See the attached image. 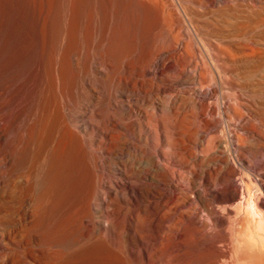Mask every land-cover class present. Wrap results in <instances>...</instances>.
<instances>
[{"label":"bare ground","instance_id":"1","mask_svg":"<svg viewBox=\"0 0 264 264\" xmlns=\"http://www.w3.org/2000/svg\"><path fill=\"white\" fill-rule=\"evenodd\" d=\"M53 1L40 18L26 0H0L8 223L36 239L57 206L68 207L77 147L92 167L88 201L119 200L124 264H161L156 238L185 223L201 245L181 243L171 264H264V0H119V11L101 7L94 18L83 0L69 9ZM157 24L168 26L164 40L150 32ZM211 98L224 126L208 118ZM56 108L65 131L28 166L42 134L34 120ZM101 152L118 154L107 175Z\"/></svg>","mask_w":264,"mask_h":264},{"label":"rangeland","instance_id":"2","mask_svg":"<svg viewBox=\"0 0 264 264\" xmlns=\"http://www.w3.org/2000/svg\"><path fill=\"white\" fill-rule=\"evenodd\" d=\"M27 1L29 10L33 13H37L41 18L45 6L44 0H26V2ZM48 1L51 5L54 2L53 0ZM63 5L65 8L69 9V0H63ZM81 6L85 15H90L89 17L91 18L97 15L101 7L109 12L113 10L119 11L120 8L119 0H83ZM167 27L168 26L164 29L157 24L152 27L150 32L155 36V39L164 40L165 38L163 39V37H167ZM133 40L134 44L138 46L140 39L137 34L134 36ZM189 69V73L193 74L195 72L194 74L196 77L200 76L203 72L201 71L202 69L199 70L198 67H191ZM172 72H174V69L169 71V73ZM177 88L179 89L181 87L177 86ZM172 93V91L166 92L167 95ZM209 100V105L211 107L214 106L215 112L213 113L214 115L212 114L213 116L208 115V118L218 120L219 125L221 124L220 126H224V119L219 113V99L211 98ZM187 101L186 99L183 100V104H181V108L179 109L180 112L188 110ZM216 112L219 113L220 117L217 116L218 114ZM64 114V111L62 112L58 108H56L55 112L48 115L46 119H43L40 113L37 114L36 120H34L36 123L34 124L33 122V124L42 129V134L35 140L32 146V150L29 154L30 164L28 166H30L31 163L33 164L37 158L47 152L51 139L60 136L65 131L66 123L64 119L66 116ZM203 135L206 141L209 135L206 133ZM74 149L73 152H79L77 147H74ZM73 152L71 156V178H76V182L74 179H71L72 188L70 187V190L72 191L67 193V199L64 198V201L67 200V204L69 205L68 207L67 205L65 206V203L62 201V203L57 206V209L52 212L50 223L47 224L48 228L46 225L42 227L36 239L28 228L15 230L14 225L8 223L6 219L7 192L3 188L0 191V207L2 210L0 211V264H124L121 260L122 256L120 257L122 254L121 249H119V245H121L122 242L125 244L123 235L119 231V200L111 204L110 200L112 198V193H110L106 195V205L96 196L94 199H89L88 201V195H90L88 194L90 193L88 175L92 171V167L90 168L89 164L86 165V159L84 158L86 155L83 156L82 152H79V154ZM230 153L232 154V151H230ZM100 155L105 158L100 168L101 173L107 175L110 170L109 162L112 161L116 155L118 156V154L111 155V153L105 154L101 152ZM249 156L251 160L256 159L251 155ZM82 160H84V163ZM87 161H89L88 158ZM75 164L77 168H73ZM72 168L74 169L73 171ZM16 180H18V178ZM0 183L4 185L3 175L0 176ZM72 193L74 194L72 195ZM70 196L72 197L71 202L68 200ZM61 206L63 207L61 208ZM203 213L204 211L201 210L198 214L200 215V220L203 219ZM104 215L109 216L111 224L98 222L103 219ZM200 217H202V219ZM171 221L172 217L166 219V223H170ZM192 235L193 233L189 225L185 223L180 227V234L172 232V238L167 241L157 237L154 245L156 248L162 246L161 264L173 263L174 248L180 246L181 243L185 245H201L196 241L194 235L193 237ZM160 241H162V245ZM126 243L128 244V241H126ZM16 245H22L23 247L20 249L16 247ZM19 250H24L27 256L25 258L23 257L22 262H19L22 258L20 252H18ZM19 257L21 258L19 259ZM182 260L186 262L187 258Z\"/></svg>","mask_w":264,"mask_h":264}]
</instances>
